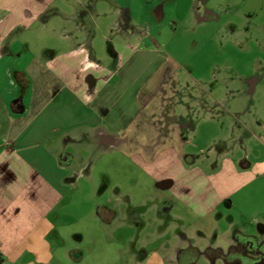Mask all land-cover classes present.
<instances>
[{
    "label": "crops",
    "instance_id": "1",
    "mask_svg": "<svg viewBox=\"0 0 264 264\" xmlns=\"http://www.w3.org/2000/svg\"><path fill=\"white\" fill-rule=\"evenodd\" d=\"M59 1L0 0L1 264H78L63 231L78 222L69 206L81 182L99 168L121 179L99 186L109 201L95 218L141 233L126 264L161 254L163 264H226L239 242L264 240L229 217L264 161L239 159L245 141L234 130L233 146L225 137L201 154L196 113H179L185 98L159 79L155 36L170 24L171 2L111 0L109 17L102 2ZM199 105L212 120V107ZM133 168L149 187L139 202L122 182Z\"/></svg>",
    "mask_w": 264,
    "mask_h": 264
},
{
    "label": "rangeland",
    "instance_id": "2",
    "mask_svg": "<svg viewBox=\"0 0 264 264\" xmlns=\"http://www.w3.org/2000/svg\"><path fill=\"white\" fill-rule=\"evenodd\" d=\"M79 1L88 5L90 2H102V11L109 17L115 16V11L109 7L108 2H112L111 0L59 2ZM160 1L144 0L150 3ZM162 1L171 2L172 8L167 12L169 26L159 36H155L164 62L159 79L167 78L168 87L165 90L171 91V86L175 85L179 97L185 98L184 110L179 109V113L186 114V107H190L191 110L188 111L192 114L196 113L195 118L190 120H196L198 142L195 145L199 146L198 151L201 153L211 145V149L215 148L217 141L224 140L225 137L228 147L233 146L230 136L234 130V134L245 141L238 148L239 159L245 163L264 161V0ZM65 10L69 12L70 8ZM199 103L212 107L210 111L213 114H208L213 117V121L204 116ZM218 117L222 119H217ZM258 171L259 180L254 184H246L248 186L245 185L244 190L233 197L234 203L238 204L239 213L235 211L229 217L233 221L239 214V220L249 234L261 239L264 238L261 227L264 225L263 167H259ZM94 175V181V178H85L81 182L83 191L77 193L74 203L69 206L70 220L78 218V222L74 227L67 226V230L63 231L68 237L66 248L76 253V257H79L78 264H126L130 258L128 250L134 239H138L136 235L140 232L133 225L121 232L112 231V228L95 218L98 203L107 205L109 201V195L105 196L103 189L96 192L99 186L109 185L114 179L121 178L103 173L102 168L95 171ZM120 175L121 173L117 174ZM140 176L139 169L133 168L127 180L122 179L124 184L127 183V188L133 187L130 192L134 202H139L149 192L148 185L143 186V191L137 185V178ZM242 209L244 215L251 216L255 210L261 213L252 220L246 217V220L245 217L241 218ZM152 216L155 217L154 212ZM227 226L229 227V221ZM122 233L129 238L121 237ZM261 242L264 241L260 240L259 243ZM153 249L155 247L151 245L148 251ZM149 258L151 260L147 264H163L162 254L160 257ZM63 264L77 263L70 259Z\"/></svg>",
    "mask_w": 264,
    "mask_h": 264
},
{
    "label": "flooded vegetation",
    "instance_id": "3",
    "mask_svg": "<svg viewBox=\"0 0 264 264\" xmlns=\"http://www.w3.org/2000/svg\"><path fill=\"white\" fill-rule=\"evenodd\" d=\"M259 242L254 241L252 244L239 242L229 255L223 256L224 262L226 264H264V242ZM180 262L183 264L182 261Z\"/></svg>",
    "mask_w": 264,
    "mask_h": 264
},
{
    "label": "built area",
    "instance_id": "4",
    "mask_svg": "<svg viewBox=\"0 0 264 264\" xmlns=\"http://www.w3.org/2000/svg\"><path fill=\"white\" fill-rule=\"evenodd\" d=\"M2 263V256L0 255V264Z\"/></svg>",
    "mask_w": 264,
    "mask_h": 264
}]
</instances>
